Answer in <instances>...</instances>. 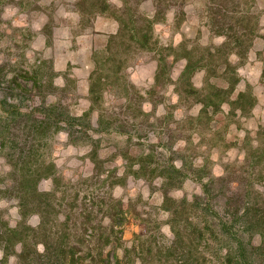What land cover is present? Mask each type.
Wrapping results in <instances>:
<instances>
[{
	"label": "trees",
	"instance_id": "trees-1",
	"mask_svg": "<svg viewBox=\"0 0 264 264\" xmlns=\"http://www.w3.org/2000/svg\"><path fill=\"white\" fill-rule=\"evenodd\" d=\"M121 1L125 10L112 13L121 26L108 36L103 48L92 50L94 68L89 77V106L84 111L72 110L68 101L71 91L50 83L46 87L43 77L36 75V91L25 89L14 80L20 92L31 100V107L10 101L13 91H3L0 96V152L7 166L0 174V202L14 201L19 216L12 221L5 215L7 209L0 207V264H111L106 250L119 240L114 229L128 220V215L142 226L143 233L132 245L115 247V264H264V186L260 181L264 165L257 171L237 173L223 169L215 175L206 161L189 160L175 147L183 138L169 123L161 127L155 141L150 134L157 121L167 119L165 115L153 116L159 103L154 97L166 84L175 87L172 93L177 97L176 102L165 104L169 112L188 102L189 107L200 106L199 119L205 116L218 122L224 106L228 107V116H248L255 107L256 96L253 91L235 92L237 68L227 58H243L251 47L253 32L241 34L239 29H233L226 38L233 39L234 46L230 47L231 41L225 39L219 47L205 48L208 52L198 56L193 45L183 48L185 53L180 56L175 51L158 53L151 91L130 94L122 72L131 64L126 60L133 47L128 44L122 48L117 41L125 37L137 44L136 49L147 50L150 30L170 9L171 0H152L151 14L138 9L145 0ZM133 3L135 9L130 13ZM108 6L106 0H83L80 20L88 24L91 15L104 14ZM223 52L225 64L222 60L215 66L224 71L226 78L209 84L208 91H201L193 76L208 69L209 56ZM182 60V69L174 79L173 65ZM104 84L108 88L116 84L122 87V91L106 93L115 105L124 107L122 118L113 111H97L94 95ZM44 86L46 91L42 90ZM104 93L100 91L102 98ZM112 133L126 136V143L110 152L102 146V139ZM57 134L64 135L69 145L89 146L82 158L88 160L92 178L104 183L114 180L121 185L130 178L141 180L151 193H158L161 202L157 207L167 213L164 224L169 228L168 234L152 217L151 207L140 208L132 200L111 201L105 207L103 216L111 222L108 226L103 225V219L94 222L90 214L75 213L72 204L65 202V191L60 188L63 176L52 155ZM256 147L252 145L245 151L243 164L256 152L264 156V145L260 142ZM111 157L120 163L111 165ZM120 168L122 172L117 175ZM47 179L53 180V188L41 190L40 183ZM189 180L199 183V192L176 195ZM34 216L38 217L37 225L30 222ZM10 257L15 259L12 263L8 262Z\"/></svg>",
	"mask_w": 264,
	"mask_h": 264
},
{
	"label": "rangeland",
	"instance_id": "rangeland-1",
	"mask_svg": "<svg viewBox=\"0 0 264 264\" xmlns=\"http://www.w3.org/2000/svg\"><path fill=\"white\" fill-rule=\"evenodd\" d=\"M132 1L129 0V3ZM106 2L109 6L104 14L91 15L90 23L85 24L80 20L83 0H0V96L4 94L3 91H13L14 97L12 96L10 101L26 108L31 107V100L20 92L14 80L21 83L25 89H33L36 75L43 77L46 87L50 83L52 87L71 91L72 96L68 101L72 110L84 111L89 106V77L94 68L92 50L103 48L108 36L118 31L121 24L112 13L120 12V8L125 7L121 0ZM170 3V9L150 30L147 50L136 49L137 44L129 42L125 37L117 41L123 45L122 48L128 44L133 47L126 60L131 64L122 72L129 81L127 88L130 94H134V91L141 94L151 91L158 53L163 52L166 55L176 52V56H180L185 53L183 48L193 45L197 47L195 56H198L199 53H205V48L219 47L225 39L231 41L229 45L232 47L235 41L226 37L233 29H239L241 34L253 32L251 47L243 58L229 55L227 59L237 68L236 77L239 81L235 92L253 91L256 104L248 116H228V107L224 106L223 111L218 114V122L209 121L205 116L199 119L200 106L197 104L189 107L191 103L187 102L180 105L181 108H171V112L165 109V104L177 101L175 92L172 93L176 91L175 87L166 84L154 97L159 99V103L153 116L159 118L165 115L167 119L156 122L155 130L150 132L151 139L155 141L161 127L169 123L171 128H175L176 135L183 138L175 147H179L189 160L196 158L200 162L206 161L215 175L221 174L223 169L237 173L259 169L264 165V156L261 153L250 155L244 164L243 161L244 153L250 146L257 148L256 145L260 142L262 147L264 145V0H171ZM9 9H13L14 14L6 16V10ZM134 9L133 3L130 13ZM138 9L151 14L152 0L143 1ZM246 38L243 36V41H246ZM224 54L225 52L215 56L214 53L209 56L206 59L210 63L208 69L204 68L193 76L195 86L201 91H208L209 84L226 78L224 71L215 66L222 63V60V64H225ZM172 59L174 58H169V62ZM183 63V60L174 63L171 75L174 79L179 75ZM25 72L29 74L26 75ZM121 88L117 84L113 88L101 85L99 94L94 95L97 111H113L115 116L122 118L124 107L115 105L106 95L109 91H122ZM42 90L46 91L45 86ZM100 91H105L103 98ZM142 141L145 142L146 139L142 138ZM125 143L126 136L114 133L102 139V146L110 152ZM88 149L89 146L76 147L67 144L62 134H57L53 139L52 155L58 173L63 176L60 188L65 191V202L72 204L75 213L90 214L94 222L103 219V225L108 226L111 222L103 216L105 207L111 201L132 200L140 208L151 207L152 217L161 223L162 231L168 234L169 228L164 224L167 213L157 207L161 202L160 195L151 193L141 180L133 181L130 178L126 185H121L114 180L104 183L92 178L88 160L82 158ZM110 161L113 166L116 161L117 164L120 163L119 159L112 161V157ZM6 170L7 166L0 152V174ZM116 172L120 175L122 168ZM260 181L264 186V175ZM52 188L51 179L40 183L41 190ZM199 190V183L189 180L176 195H191ZM2 203L7 209V218L12 221L19 218L14 201ZM65 206L71 208L70 205ZM13 209H16L15 215ZM127 219L114 229L119 240L111 243L106 250L109 252L111 264H115V247L130 246L137 242L143 233L142 226L133 216L128 215ZM38 221L36 216L30 219L32 225H37ZM118 252L121 253V248H118ZM14 260V257H10L8 262L12 263Z\"/></svg>",
	"mask_w": 264,
	"mask_h": 264
},
{
	"label": "clouds",
	"instance_id": "clouds-1",
	"mask_svg": "<svg viewBox=\"0 0 264 264\" xmlns=\"http://www.w3.org/2000/svg\"><path fill=\"white\" fill-rule=\"evenodd\" d=\"M13 14H14V10L13 9L6 10V16H11ZM220 39L222 40L223 38H220ZM0 207H4L2 202H0ZM15 213H16V209H13V215H15ZM165 231H167V230L165 229ZM39 247H40V250L42 251L43 250V246L41 245ZM0 258H2V253H0Z\"/></svg>",
	"mask_w": 264,
	"mask_h": 264
}]
</instances>
